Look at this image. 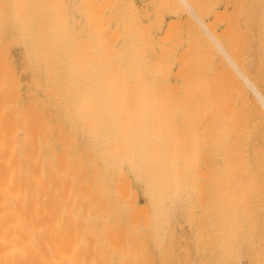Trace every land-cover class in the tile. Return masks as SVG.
<instances>
[{
    "label": "bare ground",
    "instance_id": "1",
    "mask_svg": "<svg viewBox=\"0 0 264 264\" xmlns=\"http://www.w3.org/2000/svg\"><path fill=\"white\" fill-rule=\"evenodd\" d=\"M167 1L168 0L165 2L163 1L164 4L161 3L164 5L162 7L168 6ZM170 1H172L173 4L175 1L176 3L179 1V4L182 6L183 4L186 5L192 13L193 11L195 12V9L192 10V5L201 2L197 0H194L196 1L194 3L191 2L193 0ZM238 1L235 2L236 5ZM54 2L52 4L55 6L59 1ZM231 2L234 3L233 0ZM189 3L192 8L189 7ZM14 4L15 3L12 5ZM197 4H195V6ZM242 4L241 2L240 5ZM240 5H238V8ZM175 6L176 8L177 6L178 8L182 7H179V5ZM168 7L166 8L168 9ZM182 8L181 10H183ZM241 8L242 7H240V9ZM249 8L250 12H255V17L249 20H251L253 26L257 25L256 28L258 31L255 35L260 51V55L258 52L259 61L261 60L262 64H264V0H252ZM31 9L33 13L35 8ZM54 9L55 7L51 9L50 13H52ZM99 9H97L98 12ZM170 9L172 13H174L172 6ZM18 10L21 11V9ZM75 10L77 11V9ZM79 11L81 12V10ZM199 12L200 11H198V13ZM93 14L94 16L96 15L94 12L90 17L88 16V19L91 17L93 18H91L92 21L90 20V24L92 25H90L91 29L95 28L93 25H95V19H97L93 17ZM181 14L183 13L181 12ZM221 14L224 13L221 12ZM194 16L196 17V14ZM217 18L221 17L217 16ZM99 19L100 20L97 22V24L99 23L98 26H100L101 22L104 20L102 17ZM139 20L140 19L137 21L139 22ZM191 20L190 22H192ZM214 21H216V17ZM221 21H224V19H220L219 22ZM172 23L169 24L171 25ZM193 25L195 24L193 23ZM125 26L128 27L127 25ZM137 26L131 28L130 24L129 28H131V30H128L129 32L123 29L126 33L125 41L127 43L129 42V44H124L125 47L121 53H117L119 49L116 50V52L112 49L113 52L108 48V41L106 40H102L105 45H101L99 42L93 44V41H90L91 43L88 41L90 45L100 44L105 48L101 46L98 48L96 46L97 49H93L91 53H89L90 51L88 48L87 53L91 55V59L88 61L89 55H87L88 59L85 56L84 60L86 61L87 59L88 63L85 62L87 65L83 64L85 65L84 67L87 66V69L85 68V71L80 70L81 72H75L78 68L75 70L70 68L69 70H62L57 73V84L54 89V94L58 106L64 108V115L69 117L74 114V117L78 120L80 127H76V130L83 133L86 141L83 148H80L78 138L74 136V133H71L74 132L75 129L72 130L69 128V131H71L70 134L63 133L61 136H56L55 132L58 128L53 121L44 118H19L21 114L24 116L23 112H18L19 114L21 113L17 116L18 118H15L16 115L14 116V114V118H12L13 116L7 118L5 115L9 114L6 113L11 112L0 111V264H143V262L138 263L137 260L145 261L150 259V256L147 255L148 249L145 243L146 239L140 234L146 229L156 231V234L153 232L154 234L152 235H157V238L154 236L150 237L157 240V242L153 240L154 242L163 245L164 238L161 239V237H165L166 233L164 232L169 229L166 227H168L171 221L169 213L172 205L175 206V202L180 204L182 201L184 204L185 202L192 201L191 199H193L195 195H201L204 188L201 182L207 175H211V183L213 182L214 188L217 187L219 189L222 186L234 185H244L250 188L251 190L247 193L245 202L246 213L250 219V223L253 221L257 222L258 218L264 219V212L261 211L264 203V201L261 202V200L264 199V191L258 188L254 189V187L264 188V148H262L264 142L261 143L264 140V136L257 135L258 137L262 136L260 137L263 138L262 141L256 137V139L260 140L262 145L254 143L255 147L253 146L254 149H251L253 150L252 154L249 152L247 145L251 132L256 131L255 133H257L258 128L256 129V127L258 126L260 128V126H264V96L260 94L258 88L250 81L251 78L249 79L247 74H245L247 77L244 74L242 75L240 71L236 74L240 73L241 78L240 75L237 76L243 80V83L248 86L255 97L252 98L249 95V91H247L248 88L246 87V89L244 87L245 85L243 86L240 82H238V84L235 79H233L234 82H232V79H230L231 76H229V79L227 76V79L231 80L230 83H236L234 85L229 83V87H233L234 89V91L231 90L233 92L232 95L236 94V99L239 100L236 101L235 99V101H233L234 98L230 95L231 91L229 94V88L226 86L229 84L224 76L226 85L220 83L222 85L221 87L225 85L222 91L225 92L227 90L224 94H226V98L231 96L232 101L228 100L229 102H227L220 100L224 99L225 96L220 91V93L217 94L215 89L217 87L212 85V80L209 79L206 72H204L206 69L199 68L201 61H199L200 58L198 56L193 57V63H195L194 59L196 58L197 61L198 58L200 64L196 63L197 65L199 64L198 70L200 69V71L196 69L197 72L180 71L179 74L174 73L178 74L177 82L176 84L174 83L175 85H172L169 78L170 69L168 61L170 60V56L167 55L165 50H163L161 54L162 50L160 49L161 55L158 56V58L160 57L159 60L154 59L153 55L155 54V49H152V41L143 39V37L147 39L148 34H146L147 36H143V33L139 32L140 26ZM200 26L205 29L207 25L205 26L204 23H202ZM39 28L41 29V27ZM51 28L53 29V26ZM104 29L105 28L101 27V30L97 31L96 28L91 35H93V33L95 35V32L98 34L101 32L103 37V31L107 33ZM141 31L144 32L143 30ZM173 31H171V33L174 34ZM148 33L150 34V32ZM198 34L199 33H197V35ZM168 35L166 34L167 37ZM219 35H221V33H219ZM167 37H164V39L160 37L161 42L162 39L165 40ZM215 37L217 38V36ZM248 37L250 38V36ZM123 38L124 37H122V39ZM168 39L171 38L168 37ZM214 39L213 43L216 41ZM62 40L60 41L63 42ZM110 41L108 43L111 45L112 43H110ZM168 42L172 41L170 40ZM82 43L84 44V42ZM200 43L202 44V41H200ZM7 45L6 48H8ZM169 45L171 46V43ZM214 45L219 44L216 41ZM92 46L89 47L91 48ZM203 46L209 49L207 45ZM220 46L221 45H219V47ZM231 46L233 48V45ZM162 47L164 48V46ZM216 47L217 46H215V48ZM40 48L42 49V47ZM63 48L65 49V46ZM232 48H230V50H232ZM103 49L104 51H102ZM105 49L110 50L108 53H110L109 55L111 56L110 58L108 57V62L107 59L104 58L106 64H102L101 62L103 60L101 61V58L108 54H103L100 58L99 53L105 52ZM174 49L173 56H175L176 52ZM199 49L203 51V56L209 59L208 56H205V47ZM220 49L224 53L227 51L224 47H220ZM209 50H211V48ZM209 50H207V55L211 53ZM238 50L239 49H237V51ZM232 51L234 52L235 49ZM214 52L212 53L214 54ZM233 52L232 54H234ZM238 52H236L235 55L238 56ZM112 53H116V56ZM219 53L221 52L219 51ZM79 54L77 56H79ZM222 55L224 54L222 53ZM212 57H210V59ZM230 57L231 56H227L228 59L226 62L230 60ZM231 58L235 60V57ZM207 59L205 62H207ZM220 59L222 60L223 58ZM236 59L238 58L236 57ZM110 60H115V62L111 64ZM176 60L179 61L178 59ZM230 61L234 64L235 61L238 63L239 59L238 61H232V59ZM179 62L181 63L180 67H182V61ZM223 62L226 63L225 60ZM258 63V66H260L261 63ZM4 64L6 65L5 62ZM202 64H204V62H202ZM207 64L205 63L204 65L207 67ZM216 64V67H218V60ZM211 65H209L210 68H213ZM223 65L226 66L225 64ZM230 65L227 67H230ZM193 66H195V64ZM3 67L2 69L4 70ZM210 68L208 73H210ZM236 68H238V66H236L235 69ZM262 69H264V65ZM221 70L220 72L222 73L223 71ZM231 70L233 69H227V73L224 74L225 72H223V74L228 75L229 71L231 74ZM233 73H235V71ZM231 75V78H234V75ZM218 76L219 75L215 76L216 80ZM258 78L257 76L256 79ZM258 81L256 80V82ZM219 82L221 81L217 82L218 85ZM235 85L236 87H234ZM226 87L227 89L224 90ZM4 88L5 89H3V87L0 88V97L3 93H7L8 91L6 90L7 86ZM221 94L222 96L219 97L223 98L218 97V95ZM4 95L7 96V94ZM6 96H4V98ZM4 98L3 101L5 103L8 96L5 100ZM3 105L1 103L2 107L0 109L2 110L3 107H7ZM71 106L75 108V110H69ZM14 107L17 106L14 105ZM13 110L12 113L16 112L14 108ZM18 113L15 114L18 115ZM207 137L211 138L208 143L211 145L210 147H212V150H214L213 154L215 156L214 158L212 157L214 159L213 171H210V174H208L209 172L206 173V171L205 174L207 175H205L204 172L200 170L202 166L200 154L204 145L208 148V143L206 144L205 142ZM257 142L259 143V141ZM253 147L251 146L250 148ZM201 159L203 160L202 157ZM129 173L134 175L135 178L143 179L144 176L147 178H144L146 180L147 199H149V202L153 203L152 205H154L155 208L153 209L155 210V215L153 217L151 216L153 219L150 218L149 215V217H143L146 216L148 212H144L145 206H143L144 209L142 208L143 211L139 209V204L135 197L136 193H134L136 191L132 190L130 184ZM148 174L149 176H147ZM150 175H152V178ZM211 178L209 180H211ZM207 182L209 181L207 180L206 183ZM197 196L194 197L195 200H197L196 198L198 197L201 198L203 195ZM199 199L198 202L202 203V200L199 201ZM116 201H119L121 204L120 207H116L114 204L110 205L111 202ZM186 204L188 203H185V205ZM189 204L186 205V208ZM233 205L234 201L232 199L220 194V198H215L214 206H211V208L215 210V213L213 212L215 215V230L213 227L212 231L214 230L213 234L215 238L213 239L216 241L214 243L217 246L222 247L225 244H229V240L233 238V221L237 217ZM187 209L189 210V208ZM187 209H185L187 213L186 216L193 212L191 206V212L189 211L188 213ZM203 210L205 212V209ZM256 210H260L258 216L255 214ZM183 213H185V211ZM151 215H153V213ZM191 215H194V213ZM191 215L190 217L188 216V218L193 219ZM190 219L187 220L192 222ZM237 219L239 220V217H237ZM167 233L169 234V231ZM200 234L203 235L205 233L200 232ZM199 236L201 239L204 237V235ZM154 242L153 245L157 248ZM261 243L264 244V237ZM149 262L152 263V260H149Z\"/></svg>",
    "mask_w": 264,
    "mask_h": 264
},
{
    "label": "rangeland",
    "instance_id": "2",
    "mask_svg": "<svg viewBox=\"0 0 264 264\" xmlns=\"http://www.w3.org/2000/svg\"><path fill=\"white\" fill-rule=\"evenodd\" d=\"M17 1L18 0H15V1L14 0H1L0 1V5H1L0 6V64H1L0 65V76H1L0 80H2V81H0V88L3 87V89H5L4 87L7 86L6 90H8L7 93L5 92L6 91L5 90L4 91L5 93H3L2 96L0 97V108L2 107L1 103H2V105L3 104L6 105L7 107L6 108L3 107V110L0 109V111L11 112V113H6V114H9V115H5L7 118L12 117L13 114H14V116L16 115L15 118H18L17 116H19L21 114V113L19 114L18 112H23L24 116H22L23 114H21L19 116V118H21V117L22 118H26V117L27 118H40V119L44 118V119L53 121L54 124H56V127L58 128L55 132L56 136H61L63 133L70 134L71 131H69L70 130L69 128H71L72 130L75 129V131L71 132V133H74V136H76L78 138V140L80 142V148H83L85 143H86L85 138L83 136V133L81 131L76 130L77 129L76 127H80V124H79L78 120L74 117V114L69 116V117L64 115L65 114L64 108L58 106V102H57V99H56L55 94H54V89H55L56 84H57L56 83L57 82V73L59 71H62V70L63 71L69 70L70 68L72 70H75L76 68H78V70H75V72L85 71L87 69V66L84 67L85 65H83V64L88 63L87 62V59H88L87 55H89V59H88V61H89L91 59L90 58L91 55L89 53H91V51L93 49H97V47L99 48V46L105 45V43L102 40H106L108 42L111 40L110 43H112L111 44L112 46L107 42V45L109 46L108 48H110L111 50L114 49L115 52H116V50L119 49V51L117 53H121L123 48L125 47V45L129 44V42L127 43L125 41V34L126 33L123 31V29H125V31H128V30L130 31L132 27H136L137 25H138L137 27L140 26L139 32L143 33V36L148 34V36L146 35L147 39L144 38L141 34L143 39L148 40V41H152V43H153L152 49L153 50L155 49V51H154L155 54L153 55L154 59L159 60L160 57L158 58V56L163 53V50H165L167 55L170 56V60L168 61L169 69H170V77L169 78H170V82L172 83V85L176 84L177 75L180 73V71L181 72H186V71L197 72L198 66L201 63L199 68H202V69L204 68V70L206 69L204 72H206L209 79L212 80V82H213L212 85L214 87H217V88H215L217 91V94H219L220 92H222L224 94L227 91L226 90L227 87L224 89V90H226L225 92L222 91V89L226 85L225 78L227 79V76H228V79H229V76L232 77L231 74L234 75L233 76L234 78L230 77V79H232V82H234L233 79H235V80H237L236 81L237 83L240 82L244 86L245 84L243 83V80L240 79L241 78L240 73L236 74L237 72L241 71L242 75L247 74L248 78L249 79L251 78L250 81L255 85V87L258 88V91L260 92V94H262V96H264V84H263L264 83V69H262L264 64H262L261 60L259 61L260 51H259V47H258L259 45L256 41L257 38L255 35V34H257L258 30L256 28L257 25L253 26V23H251V20H249L250 18L255 17V12L253 13L251 11L253 13L252 14L249 10L250 9L249 8L250 3L252 2V0L251 1L250 0H244V1H240V2L238 0H233L234 3L238 1L237 5H236V3L235 4L232 3L231 2L232 0H197L198 2L201 1L198 4L194 3L196 1L193 0V1H191L192 3H194V5H192L193 8L191 7V4H190L191 2L188 1V2H190L188 4V5H190L189 7H191L192 10L195 9V12L193 11V13L196 14V17L194 16L195 14H193L192 12L189 11V9L187 8L186 5L183 4V6H186V7L182 8L183 6L181 4H179L180 2L178 1L176 3V1H175L174 2V4L176 3L175 5H179V7L182 6L181 8L183 10H181V8H178V6L176 8V6L170 0L167 1L168 4L166 3L169 7L166 5L165 6L168 7V9H170V7L172 6L174 13H172L171 9H170L171 11L170 10L167 11L168 9L166 7H162V6H164L163 4L166 0H161V2H160V0H42V2H41V0H32V2H31V0H22V1L20 0L18 2ZM54 1L55 2L59 1V2L57 4H55V6H54V4H52ZM241 2L244 5L243 4L240 5ZM13 3H15V4L12 5ZM161 3H163V4H161ZM170 4H171V6H170ZM195 4H197L196 5L197 7L195 6ZM233 4H234V6H233ZM245 4H247V5H245ZM90 5H91V7H90ZM238 5H240L239 8H238ZM24 6H26V7H24ZM53 7H55V9L53 10L54 12L52 11V13H50L51 9H53ZM240 7H242V8L240 9ZM31 8H33V9L37 8V9L36 10L34 9L33 13H32ZM155 8H156V10H155ZM243 8H244V10H243ZM18 9H21V11H19ZM75 9H77V11ZM97 9H99V12ZM225 9H226V11H225ZM69 10H71L72 12ZM79 10H81V12ZM157 10H158V12H157ZM184 10H186V11H184ZM204 10H205V12H204ZM198 11H200L199 12L200 14L198 13ZM94 12L96 13L97 16L95 15L96 16L95 17L93 14V17L97 18V19H95L96 23H95V25H93L95 28L91 29L90 28V25H91L90 22L92 21L91 20L92 17L88 19V16L90 17V15H92V13H94ZM181 12L183 14H181ZM189 12L191 15L189 14ZM221 12H223L224 14H221ZM70 13H71V15H70ZM217 13H219L220 15ZM250 13H251V15H250ZM37 14H38V16H37ZM15 15H17V16H15ZM216 15L218 17H221V18H217ZM245 15H248V16H245ZM35 16H37V17H35ZM71 16L73 17V19ZM238 16H239V18H238ZM256 16H257V14H256ZM6 17H7V19H6ZM53 17L55 18V21H54ZM56 17H57V19H56ZM58 17H59L60 21H59ZM100 17H102V19H104V20L101 22L102 25L100 24V26H98L99 23L97 24V22H98V20H100L99 19ZM215 17H216V21L218 20L217 22L214 21ZM41 18H42V21H41ZM138 19H140L139 22L137 21ZM191 19H193V20H191ZM220 19L221 20L224 19V21L219 22ZM61 20H62V22H61ZM159 20H160V22H159ZM190 20L192 22H190ZM243 20H244V22H243ZM170 21H172L173 23ZM124 22L125 23L129 22V23L125 24ZM175 22H176V24H175ZM38 23H39V25H38ZM56 23H58V24H56ZM169 23H172V24L170 25ZM193 23L195 25H193ZM200 23L201 24L204 23L205 26L207 25L205 27V29L202 26H200L201 25ZM20 24H22V25H20ZM130 24H131V28H129ZM135 24H136V26H135ZM142 24L143 25L145 24V25L143 26ZM153 24H154V26H153ZM191 24H192V26H191ZM214 24H215V26H214ZM125 25H127L128 27H126ZM52 26H53V29L51 28ZM39 27H41V29ZM99 27H100V29H99ZM101 27L105 28L104 30L107 31V33H105V31L102 30L104 33L103 37L101 35L102 34L101 32H99V34L95 32V35H94V33H93V35H91L92 32H94L96 30V28H97V31H100ZM168 27H170V28H168ZM88 28H89V31H88ZM126 28H127V30H126ZM50 29H52V30H50ZM169 29H171V30H169ZM173 29H174V31H173ZM141 30H143L144 32H142ZM223 30H224V32H223ZM55 31H56V33H55ZM171 31H173L174 34L171 33ZM148 32H150V34ZM197 33H199L200 36H199V34L197 35ZM201 33H202V35H201ZM211 33H213V34L215 33L214 36ZM219 33H221V35H219ZM64 34H65V36H64ZM166 34L167 35L169 34L168 37L171 39H168ZM100 35H101L102 39H101V37L99 38ZM150 35H152V36H150ZM247 35L250 36V38ZM215 36H217V38ZM122 37H124V38L122 39ZM160 37H163V39H164V37H167L166 39H168V40L162 39V42H161ZM212 37H214L215 39ZM22 38H24V39H22ZM240 38H241V40H240ZM98 39H100L101 41ZM157 39H158V41H157ZM213 39L216 40L219 45H221L220 46L221 48L224 47L227 50L226 51L225 49H223L226 51L225 52L226 54L224 52H222L219 45H214L216 41H214V43H213ZM51 40H53V41H51ZM60 40H62L63 42H61ZM75 40H77V41H75ZM86 40H87V42L93 41L92 42L93 44H96L99 42V43H101V45L100 44H97V45L92 44L93 45L92 46L89 44V42L87 43ZM170 40L172 42H168ZM199 40L202 41V44L200 43ZM230 40H231V43H230ZM249 40H250V42H249ZM122 41H123V43H122ZM154 41L155 42L157 41L159 45L157 44V42L155 43ZM14 42H16V43H14ZM73 42H75V43H73ZM82 42H84V44ZM7 43H8V45H7ZM62 43H64V44H62ZM85 43L88 45H86ZM170 43H171V46L169 45ZM160 44L162 46H164V48ZM210 44H212V45H210ZM6 45L8 48H6ZM178 45H180V46H178ZM203 45H207V47L209 49L211 48L212 51L209 49H206V46H203ZM231 45H233V48L235 49L236 52L239 51L238 56L235 55V53H236L235 51L234 52L232 51L234 49L232 48ZM234 45H235V47H234ZM64 46H65V49H67V50H65L63 48ZM89 46H92V47L90 48ZM215 46H217L218 48L217 47L215 48ZM40 47H42V49ZM198 47L202 48V49L205 47L206 52L204 51V53H206L205 56L206 57L208 56L209 59H207L203 56L204 55V54H202L203 51H200L201 49H199ZM212 47H213V49H212ZM88 48L90 51V52L88 51L89 53H87ZM102 48H105V47L103 46ZM230 48H232V50H230ZM160 49L162 50L161 54H160ZM173 49H174V51H176L175 52L176 57L173 56V54H174ZM237 49H239V50L237 51ZM197 50L199 53L197 52ZM207 50H209L211 52L209 55H207ZM1 51L3 52V54ZM102 51H104V49ZM109 51L110 50L105 49L106 53L105 52L99 53L100 58L103 54H108L107 56L106 55L103 56V58H101V61L102 60L104 61V58H105V59H107V62H108V60L111 56V55H109L110 53H108ZM209 51H208V53H209ZM219 51L221 53H219ZM229 51H230V53H229ZM231 51L234 54H232ZM212 52H214V54ZM258 52H259V55H258ZM222 53L224 55H222ZM78 54H79V56H77ZM112 54H114V56H116V53H112ZM228 54H230V55H228ZM212 55H213V57H212ZM248 55H250V56H248ZM85 56L87 57L86 61L84 60ZM99 56H98V58H99ZM114 56H112V57H114ZM117 56H118V54H117ZM197 56L200 58L199 61H201V62L199 63L198 58H197V61L195 58L194 59L195 63H193V57H197ZM209 56L212 58L210 59ZM227 56L235 57V60H237V61L239 59V62H238L239 64L231 57H230V60L232 59V61H235L234 64H232V62L230 60H228L229 63L226 62V60L228 59ZM173 57L178 59V60L180 58H182L179 61H182V67L183 68L180 67L181 63L179 61H177L176 59H174ZM177 57H179V58H177ZM236 57L238 59H236ZM55 58H56V60H55ZM220 58H223V59L221 60ZM74 59H75V61H74ZM206 59H207V62H205ZM97 60H99V59H97ZM172 60H174V61H172ZM217 60H218V67H216ZM224 60L229 65L230 64L232 66L235 64L236 65L233 67L231 65H230V67H227L229 65L224 63L223 62ZM103 61L101 63L106 64V61H104V62ZM184 61H185V63H184ZM243 61L245 62V64ZM4 62L6 63V65L4 64ZM74 62H75V64H74ZM110 62H111V64H113L115 62V60H110ZM170 62H173V63H170ZM196 62L199 64L197 65ZM202 62H204V64L205 63L207 64L208 62H210V63H208L207 67H206V65L202 64ZM258 62L261 63L260 66H258V64H259ZM48 63H50V64H48ZM219 63H221V64H219ZM194 64H195V66H193ZM223 64H225L226 66H224ZM209 65H211V67H213V68H210ZM191 66H193V67H191ZM221 66H224V67H221ZM236 66H238V68H236L237 70L235 69ZM2 67L4 68V70L2 69ZM82 67H84V68H82ZM190 67L192 68V70ZM209 68H210V71H209L210 73H208ZM229 68L233 69V70H231L232 71L231 74L229 71L228 75H224L227 73L226 72L227 69L230 70ZM177 70H178V72H177ZM220 70L225 72V73L224 74H223V72L221 73ZM198 71H200V69ZM212 71H214V72H212ZM215 71L217 72V74ZM234 71H235V73H233ZM172 73L173 74L178 73V74L173 75ZM217 75H219L218 76L219 79L217 77V80H216L215 76H217ZM237 75H240V78ZM224 76H225V78H224ZM257 76L259 77L258 78L259 81H258V79H256ZM236 78H238L240 81ZM228 79H227V83L229 84L231 80H228ZM256 80L258 82H256ZM218 81H221V82H219V85L217 83ZM232 82L230 84H233V85L236 84V83H232ZM220 83L221 84L224 83L225 84V85H223L224 87H221L222 85ZM3 84H4V86H3ZM230 84L226 85L230 89V90L228 89L229 94H230L231 90L234 91L232 86H231L232 88L229 87ZM234 87H236V85ZM244 87L248 88V86H246V85ZM48 90H50V91H48ZM247 91H249L248 93L252 98L255 97L254 93L251 92L249 88L247 89ZM234 93H236V92H234ZM4 94H7V96H8L7 100H5V98H7V96ZM232 94H233V92L231 91L230 95H232ZM3 95L6 97L4 98ZM14 95H16V96H14ZM225 95L226 94H224V96ZM227 95H228V93H227ZM219 96H222V94L218 95V97ZM232 96H233L232 98H234L233 101H235L236 94H234ZM3 98L5 100V103L3 101ZM219 98H223V97H219ZM229 98H226V96H225L224 99H220V100L227 101V102H229L230 100L232 101L231 96ZM10 99H11V101H10ZM236 101H239V100L236 99ZM6 103L9 105H7ZM12 104H13V106H12ZM14 105H16L17 107H14ZM12 107L15 109L16 112L12 113V111H14ZM72 109L75 110V108H72V106H71L69 110L72 111ZM15 113H18V115ZM14 116L12 118H14ZM76 124H78V125H76ZM256 129H257V133H255L256 131L255 132L253 131L254 133L251 132L249 141L247 140L248 141V144H247L248 150L251 154L253 152V150H251V149H254V147H255L254 143H257L258 145H262L261 143L264 142V140L262 141L263 138H260V137L264 136V134H263L264 126H260V128L257 126ZM256 129H254V130H256ZM258 130H260V131H258ZM254 135H255V137H254ZM257 135H262V136L258 137ZM209 137L206 138L207 140L205 139L206 144L208 143V141L211 140V138H209ZM251 137H254V138H251ZM256 137L258 139H260L262 142L260 143V140L256 139ZM257 141H259V143ZM251 142H253V143H251ZM250 144L252 147L253 146L254 147L250 148L251 147ZM210 146L211 145L209 143L207 144L208 148H206L204 145V147L202 148V152L200 154V162L202 165L200 170L203 171L204 174L206 171H207L206 173L209 172L208 174H210V171L212 172L213 168H214V161H213L214 159L213 158L215 155L213 154L214 150H212V147H210ZM262 148H264V145H262ZM201 157L203 158V160L201 159ZM208 160H209V162H208ZM203 162H204V164H203ZM203 172H202V174H203ZM205 175H207V174H205ZM128 176L130 179V184H131L132 190L136 191L134 193H136L135 197L138 201L139 209L143 211V209H144L143 206H145L144 212H146V213L148 212L147 215L143 216V217H149L150 216V218H152L155 215L154 214L155 210H153L155 208H154V205H152L153 203L149 202V199H147L148 197L146 194L147 192H146V182H145L146 181L145 179H147V178H145V176L143 177V179L135 178L134 175H132L130 173ZM147 176H149V174ZM210 176L211 175H207L206 178L203 179V181L201 182V185L203 184L204 188H203L202 194L198 195V196L203 195L204 197L202 196L200 198L197 195H195L198 197V198H196L197 200H195V198H194L195 196H194L193 199H191L192 201L185 202L188 204L189 203L192 204V205L189 204V206H187V208H189V210L186 208V205H188V204H186V205H185V203L183 204V201L181 202L182 204L175 202L174 203L175 206L172 205V208H173V206H174V208L173 209L171 208L170 213H169L170 214L169 218L171 221H170L168 227H166V228H169L168 231H169V234L170 233L171 234L169 236V234L167 233L168 232L167 230H166L167 232L163 231L164 233H166L165 237H161V239L164 238L163 239L164 240L163 245H160V243H156L157 240L155 238H151L153 236L157 238V235L156 236L152 235L156 231H153L151 229H146L143 233L139 232V233H141L140 235H143L144 238L146 239L145 243H146V246L148 249L147 255L150 256V259L145 260V261L138 259L139 260V261L137 260L138 263L143 262V264H146V262H147V264H149V263L153 264V262H154V264H264V244L261 243V240L264 237V219L258 218L257 222L253 221L252 223H250V219L247 216L246 208H245L247 193L251 189L244 186V185L222 186L219 189L217 187L214 188L213 182L211 183L212 178ZM150 177L152 178V175H150ZM210 178H211V180H209ZM207 180L209 182L206 183ZM209 184H211V185H209ZM257 188L260 189L261 191H264V188L254 187V189H257ZM220 194L224 195V196H226V197H228L234 201L233 206L235 207L237 217H239V220L236 217V219L233 221V225H234L233 233H232L233 238L229 240V244H225L222 247L217 246L214 243V242H216L213 239V238H215V236L213 234V232L215 230V227H214V225H215L214 224V216H215L214 211L215 210H214V208H211V206H214V199L215 198L219 199ZM263 198H264V196H263ZM198 199H199V201L202 200L201 201L202 203H199ZM262 201H264V199H262L261 202ZM176 203H178V204H176ZM113 204L116 207L121 206L119 201L111 202L110 205H113ZM151 205H152V208H151ZM199 205H201V206H199ZM184 206H185V208H184ZM190 206H191V209H193L192 213H189V211L191 212ZM205 206L207 209L205 208ZM174 209H175V211H174ZM185 209H187V212L189 213L187 216H186L187 213H186ZM203 209H205V212ZM152 210H153V212H152ZM184 211H185V213H183ZM261 211L264 212V203H263V207H262ZM151 212L153 213V215H151L152 214ZM193 213H194V215H191ZM259 213H260V210L255 211L256 216H258ZM190 215L193 216V217H191L193 219L188 218V216L190 217ZM208 215H210L212 217H210ZM206 216L211 220H209ZM176 218H177V220H176ZM187 219L188 220L190 219L192 222L188 221ZM188 222H189V224H188ZM190 226H192V227H190ZM212 228L214 229L213 231H212ZM150 231H152V232H150ZM171 231L173 232V234ZM200 232L205 233L203 235H204V237H206V235H207V237L206 238L203 237L202 238L203 240H202L199 235H201V236H203V235L200 234ZM195 236H196V238H195ZM196 239L199 242H197ZM153 240L156 242H154ZM153 242H154V244L157 245V248L155 247V245H153ZM149 260L150 261L152 260V263L149 262Z\"/></svg>",
    "mask_w": 264,
    "mask_h": 264
}]
</instances>
